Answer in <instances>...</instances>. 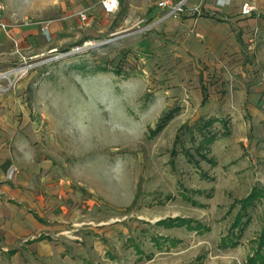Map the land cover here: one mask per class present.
Listing matches in <instances>:
<instances>
[{"label": "rangeland", "instance_id": "obj_1", "mask_svg": "<svg viewBox=\"0 0 264 264\" xmlns=\"http://www.w3.org/2000/svg\"><path fill=\"white\" fill-rule=\"evenodd\" d=\"M101 1L0 0L2 137L57 250L6 264H264V0L167 22ZM201 16L224 20L210 53Z\"/></svg>", "mask_w": 264, "mask_h": 264}, {"label": "crops", "instance_id": "obj_2", "mask_svg": "<svg viewBox=\"0 0 264 264\" xmlns=\"http://www.w3.org/2000/svg\"><path fill=\"white\" fill-rule=\"evenodd\" d=\"M130 1V6L132 7H145V13L149 15L152 21H160L159 15L165 11V9L156 6L155 0L151 4L147 0ZM235 1H238L237 13L239 18L253 16L240 14V6L245 0ZM165 14L162 16L164 18L162 21L175 20V15L166 17ZM222 19L220 17L212 23L206 17L201 16L197 20L199 31H196L195 36L203 38L201 43L204 49L202 51L210 53V43L213 46L215 45L213 39L218 43L224 38L220 36L222 32L219 24L224 21H221ZM215 22L216 25H214ZM222 29L225 31L224 34H229L228 26L226 28L222 27ZM237 37H239V34H237ZM3 117V112L0 111V119ZM4 130L5 127L0 124V264H6L8 260L12 263L23 262L25 260L22 254L24 247L29 249V253H31L29 257L32 260L37 258L38 255L48 257L55 255L57 250L54 249V246L46 244V241L41 238L42 233L47 235L44 232L46 228L41 224V221L44 216H47L48 213L46 211L50 208L42 195H38L40 188L33 189L34 186H31V183L33 185L31 178L23 179L22 175L24 172L20 163V154L17 147L13 155L9 152L4 143L6 140L2 137L3 134L5 135ZM11 165L15 166L17 172L12 179L8 180L6 174L8 167ZM40 167L41 164L37 167L36 165L28 166V172L30 174L39 173ZM36 169L39 170L36 171Z\"/></svg>", "mask_w": 264, "mask_h": 264}, {"label": "built area", "instance_id": "obj_3", "mask_svg": "<svg viewBox=\"0 0 264 264\" xmlns=\"http://www.w3.org/2000/svg\"><path fill=\"white\" fill-rule=\"evenodd\" d=\"M188 0H178L175 3H173V0H155V4L158 8L167 10L165 16H174L177 13L183 11V8L185 6V3ZM202 0H200L201 3ZM233 0H214V6L216 8H224L229 6L232 3ZM253 1L254 0H245L242 2L240 6V13L242 15H250L253 11ZM200 3L196 6H193L191 9L194 12H198L200 8ZM119 4V0H102L101 5L105 13H113ZM79 16V19L85 20L86 19V10H81L77 14ZM0 26L4 29V26L0 24ZM42 31L47 34L48 33V25L45 24L42 26ZM264 104V103H263ZM17 172L15 166L11 165L8 167L7 170V179L10 180Z\"/></svg>", "mask_w": 264, "mask_h": 264}, {"label": "trees", "instance_id": "obj_4", "mask_svg": "<svg viewBox=\"0 0 264 264\" xmlns=\"http://www.w3.org/2000/svg\"><path fill=\"white\" fill-rule=\"evenodd\" d=\"M212 124V120H208L203 122V126H199L198 128V134L201 135V142L209 143L212 139L211 130L209 129V126Z\"/></svg>", "mask_w": 264, "mask_h": 264}]
</instances>
